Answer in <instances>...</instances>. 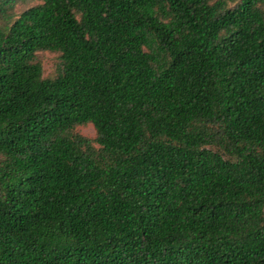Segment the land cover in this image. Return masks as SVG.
I'll return each instance as SVG.
<instances>
[{
	"label": "trees",
	"instance_id": "obj_1",
	"mask_svg": "<svg viewBox=\"0 0 264 264\" xmlns=\"http://www.w3.org/2000/svg\"><path fill=\"white\" fill-rule=\"evenodd\" d=\"M0 264H264V0H0Z\"/></svg>",
	"mask_w": 264,
	"mask_h": 264
},
{
	"label": "rangeland",
	"instance_id": "obj_2",
	"mask_svg": "<svg viewBox=\"0 0 264 264\" xmlns=\"http://www.w3.org/2000/svg\"><path fill=\"white\" fill-rule=\"evenodd\" d=\"M37 2H40L41 0H36ZM56 56L52 53H45L44 55V67H45V72L46 74L51 73L54 68H55V64H56ZM78 130L91 138L96 137V130L94 128V126L92 124H86V125H80L78 127Z\"/></svg>",
	"mask_w": 264,
	"mask_h": 264
}]
</instances>
